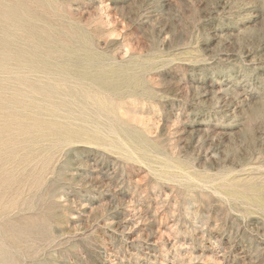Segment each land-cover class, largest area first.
Wrapping results in <instances>:
<instances>
[{
	"label": "rangeland",
	"instance_id": "374dc122",
	"mask_svg": "<svg viewBox=\"0 0 264 264\" xmlns=\"http://www.w3.org/2000/svg\"><path fill=\"white\" fill-rule=\"evenodd\" d=\"M0 264H264V0H0Z\"/></svg>",
	"mask_w": 264,
	"mask_h": 264
}]
</instances>
